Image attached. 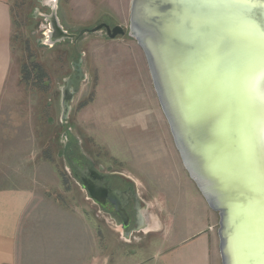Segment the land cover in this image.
Here are the masks:
<instances>
[{"label":"rangeland","instance_id":"obj_1","mask_svg":"<svg viewBox=\"0 0 264 264\" xmlns=\"http://www.w3.org/2000/svg\"><path fill=\"white\" fill-rule=\"evenodd\" d=\"M108 3L58 0L57 14L69 32L91 29L98 23L113 26L119 13L115 18L106 13ZM10 6L12 62L0 99V187L31 186L35 191L31 212L21 229L18 264H60L55 257L69 254L49 249L56 244L86 243L85 229L89 239L93 233L96 245H136L134 240L131 244L125 242L120 226L96 213L86 192L72 179L59 151L65 142L63 130L70 127L84 154L97 164L121 168L140 191L154 197L156 211L161 179L180 183L189 177L148 88L146 65L128 57L129 64L117 68L112 55L122 48L125 55L131 52L105 34L89 31L75 45L78 52L87 55L89 80L82 82L70 102L69 115L62 122L61 87L71 74L64 48L72 44L69 40L52 46L46 43L48 22L44 14L49 8L45 0H10ZM128 11L126 0V16ZM127 24L128 21L124 27ZM83 102L86 103L82 107ZM137 117L154 124L140 133L138 120H132ZM143 146H149V151L159 158L151 160L145 153L140 155ZM41 246L46 250L40 252Z\"/></svg>","mask_w":264,"mask_h":264},{"label":"water","instance_id":"obj_2","mask_svg":"<svg viewBox=\"0 0 264 264\" xmlns=\"http://www.w3.org/2000/svg\"><path fill=\"white\" fill-rule=\"evenodd\" d=\"M57 1L45 0L48 45L89 31L135 41L181 164L217 214L220 264H264V0H129L126 27L77 32L61 24ZM75 66L61 87L62 122L85 76ZM120 196L111 203L125 230L130 194ZM135 211L126 236L145 227Z\"/></svg>","mask_w":264,"mask_h":264},{"label":"crops","instance_id":"obj_3","mask_svg":"<svg viewBox=\"0 0 264 264\" xmlns=\"http://www.w3.org/2000/svg\"><path fill=\"white\" fill-rule=\"evenodd\" d=\"M108 1L109 7L104 11L113 17L119 13L114 21L125 26L128 21V16L124 12L126 0ZM12 30L10 0H0V99L12 62ZM82 38L85 39V36ZM110 40H114L117 45L126 46V51L131 52L125 55V48H122L116 51L115 55L111 53L113 59L117 61V68L128 65V57L134 61L142 60L146 65L143 53L133 39L124 35ZM82 56L85 68L88 61L83 51ZM145 72L150 88L147 67ZM132 120H138L140 128L144 126V121L140 117ZM145 147H141L143 150L140 155L145 153L151 160L159 158L157 153H152L149 147L146 149ZM140 161L144 163L145 160ZM159 183V187H162L158 193L159 207L154 211L153 204L157 202L155 203L152 200L154 197L151 196L146 202L147 209L142 211L145 227L141 231L144 234L149 233L148 238L142 243L136 242L137 244L132 247L121 244L96 245L93 233H90L92 238L89 239V231L85 229L84 235L83 233L81 235L85 236L86 243L56 244L54 249L49 250L69 254L62 253L55 257L60 264H220L216 234L218 217L207 206L194 183L189 178L183 179L180 183L169 182L166 177ZM34 201L35 191L31 186L0 187V264L20 262L18 246L21 229ZM134 239L137 241L139 237L136 233H131L125 242L131 244ZM38 250L42 252L46 247L41 246Z\"/></svg>","mask_w":264,"mask_h":264},{"label":"flooded vegetation","instance_id":"obj_4","mask_svg":"<svg viewBox=\"0 0 264 264\" xmlns=\"http://www.w3.org/2000/svg\"><path fill=\"white\" fill-rule=\"evenodd\" d=\"M80 38H78L76 42H72V40H69L72 46L64 48V51L66 53L65 55L69 58V66L71 69V74L69 77L76 73V66L73 67L74 63L79 61V59L81 60V66L85 76L82 77V79L80 80L76 93L80 90L82 82L89 80L88 76H90V72L87 69V66L83 68L82 51L78 52L77 46H75L80 42ZM149 89L151 90V92H153L154 100L158 110L160 107L152 87L151 79ZM85 103L86 102H83L81 106L83 107ZM149 124L152 126V124L154 123L150 120L144 121V126L142 128L139 127L140 133L144 129H147V126ZM69 128L66 127V129L63 130V132L66 133L64 136L65 142L61 150L59 151V156L64 159V162L69 167L70 175L75 181V183L78 185L79 189L86 192L88 199H90L91 203L96 209V213L101 216L108 217L121 228V219L118 213L115 211V205L111 203V200H121L120 193L130 194L129 202H127L125 205L126 211L130 215V221L125 230L121 228V235L126 241L127 236L125 235V232L127 230L134 229L137 227V225L135 227L134 224V218L136 214L135 208L140 209L142 212L143 209L147 207L146 202L147 199L151 197L150 193L140 191L137 188L134 179L122 173L121 168H114V164H97L92 158L84 154V152L81 150L78 140L76 139L74 134L70 132ZM150 144L153 145V142H150L149 145ZM172 145L174 146L173 141ZM82 185H84L85 188H82ZM135 200L137 203L134 202ZM132 233H136L138 235L139 240L135 241L134 239V242L138 243H142L149 236V233L144 234L140 228L137 231H133Z\"/></svg>","mask_w":264,"mask_h":264},{"label":"trees","instance_id":"obj_5","mask_svg":"<svg viewBox=\"0 0 264 264\" xmlns=\"http://www.w3.org/2000/svg\"><path fill=\"white\" fill-rule=\"evenodd\" d=\"M67 132V131H66Z\"/></svg>","mask_w":264,"mask_h":264}]
</instances>
